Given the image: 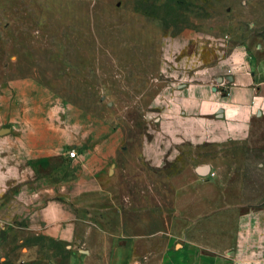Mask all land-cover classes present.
Here are the masks:
<instances>
[{"label":"rangeland","instance_id":"obj_1","mask_svg":"<svg viewBox=\"0 0 264 264\" xmlns=\"http://www.w3.org/2000/svg\"><path fill=\"white\" fill-rule=\"evenodd\" d=\"M239 46L264 64V0H0V186L50 175L75 151L114 184L137 264H170L200 238L188 237L209 196L236 216L264 204V119L242 144L210 148L205 177L138 155L177 77L164 60L202 68Z\"/></svg>","mask_w":264,"mask_h":264},{"label":"crops","instance_id":"obj_2","mask_svg":"<svg viewBox=\"0 0 264 264\" xmlns=\"http://www.w3.org/2000/svg\"><path fill=\"white\" fill-rule=\"evenodd\" d=\"M261 61L241 46L202 68L188 70L175 59L177 77L159 89L139 157L154 169L184 161L199 177L197 169L207 165L209 175V149L242 144L252 123L264 119ZM107 182L68 157L50 175L34 178L31 171L25 182L1 185L0 264H137L138 244L124 235L114 184ZM222 198L204 202L200 231L188 233L200 238L188 240L170 264H264V204L236 216ZM215 204L223 208L218 214Z\"/></svg>","mask_w":264,"mask_h":264},{"label":"water","instance_id":"obj_3","mask_svg":"<svg viewBox=\"0 0 264 264\" xmlns=\"http://www.w3.org/2000/svg\"><path fill=\"white\" fill-rule=\"evenodd\" d=\"M6 131H8V129H2L0 130V134H3L5 133ZM197 173L200 175V176H207L208 173H209V167L207 165L205 166H202V167H199L197 169ZM1 235H3V233H1Z\"/></svg>","mask_w":264,"mask_h":264},{"label":"built area","instance_id":"obj_4","mask_svg":"<svg viewBox=\"0 0 264 264\" xmlns=\"http://www.w3.org/2000/svg\"><path fill=\"white\" fill-rule=\"evenodd\" d=\"M169 61L171 62V60L167 59V58H166V60H164V64L167 65L166 67H164V70L166 72H169L170 69L172 68V66H168V64H170ZM69 158H71V159L77 158V153L75 151L69 153Z\"/></svg>","mask_w":264,"mask_h":264}]
</instances>
